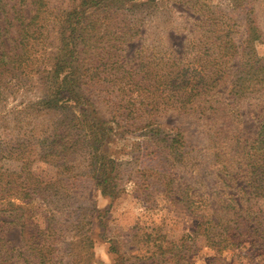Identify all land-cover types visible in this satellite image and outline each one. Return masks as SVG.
<instances>
[{
  "label": "rangeland",
  "instance_id": "374dc122",
  "mask_svg": "<svg viewBox=\"0 0 264 264\" xmlns=\"http://www.w3.org/2000/svg\"><path fill=\"white\" fill-rule=\"evenodd\" d=\"M51 4L70 10L78 0ZM122 7L114 16L115 31H126L121 62L149 61L155 69L163 55L182 57L192 76L190 61L215 57L226 61L223 76L184 108L168 103L147 112L135 92L118 90L124 81L109 80L110 67L91 72L99 80L90 87L96 125L107 134L97 156L84 150L61 167L41 157L55 118L36 104L37 75L11 89L0 100V264H39L33 241L52 242L56 264H174L181 254L189 264H264V237L243 250L221 249L209 243L204 223L224 218L222 205L241 183L231 174L244 169L235 146L254 135L264 106V0H130ZM48 35L45 47L59 44L56 29ZM25 166L60 181L58 193L23 197ZM259 203L264 210V198Z\"/></svg>",
  "mask_w": 264,
  "mask_h": 264
},
{
  "label": "trees",
  "instance_id": "16d2710c",
  "mask_svg": "<svg viewBox=\"0 0 264 264\" xmlns=\"http://www.w3.org/2000/svg\"><path fill=\"white\" fill-rule=\"evenodd\" d=\"M126 1L130 0H78L77 6L65 10L53 6L51 0H15L12 4L9 0H0V100L11 89L31 82L34 74L37 75L35 82L41 99L36 104L55 118L53 132L42 138L46 142L42 148L43 161L61 167L84 150L97 156L98 144L107 132L102 133L96 125L97 111L90 87L99 80H95L91 72L96 75L110 67L109 80H113V84L124 81V87L118 90L123 94L125 89L135 92L139 102L144 104L145 101L149 107L147 112L152 111L154 105L158 108L168 103L184 108L223 76L226 61H215V57H210L206 65L200 62V56L190 61L195 64L192 76H187L182 57L171 59L163 55L155 69L149 61L136 65L121 62L119 51L126 31H115L114 16L125 10L122 5ZM25 7L30 9L29 15ZM14 28L15 35H12ZM53 29H56L59 44L45 47ZM211 45L218 44L210 42L209 47ZM208 64L212 68H208ZM120 102L121 98L113 104L121 107ZM130 113L131 110L122 114L130 119ZM257 118L259 123L254 135L235 146L244 169L242 176L237 171L231 174V178L241 183L236 184L235 193L222 205L224 218L220 220L215 216L204 222L208 225L209 243L221 249L243 250L256 243V238L264 237V210L259 203L264 198V106ZM133 125L129 123L127 127ZM25 168L23 197L35 195L46 200L47 193H58L57 182L60 181L44 180L27 166ZM79 175L74 172L71 177ZM103 179L111 178L103 174ZM12 206L22 208L21 205ZM48 238L53 239L51 232L44 240L49 242ZM35 243L31 242L38 263L56 264L52 257L54 244ZM173 261L174 264H189L184 254Z\"/></svg>",
  "mask_w": 264,
  "mask_h": 264
}]
</instances>
